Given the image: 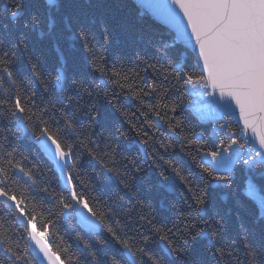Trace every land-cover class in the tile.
<instances>
[{
  "label": "snow or ice",
  "instance_id": "obj_1",
  "mask_svg": "<svg viewBox=\"0 0 264 264\" xmlns=\"http://www.w3.org/2000/svg\"><path fill=\"white\" fill-rule=\"evenodd\" d=\"M30 8L0 12V264H264V0Z\"/></svg>",
  "mask_w": 264,
  "mask_h": 264
},
{
  "label": "trees",
  "instance_id": "obj_2",
  "mask_svg": "<svg viewBox=\"0 0 264 264\" xmlns=\"http://www.w3.org/2000/svg\"><path fill=\"white\" fill-rule=\"evenodd\" d=\"M8 2V0H0V12H3L5 4ZM37 3V8L36 9H31L30 11L33 10H38L41 13V19L43 20V11H44V0H36ZM33 37L36 38L39 36L38 32H33L32 33ZM47 55L51 58L52 63L49 65L50 70H52L55 67V58H56V53L52 50H49ZM69 74L71 75L75 69L72 67L71 60L69 59Z\"/></svg>",
  "mask_w": 264,
  "mask_h": 264
}]
</instances>
